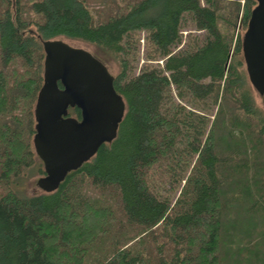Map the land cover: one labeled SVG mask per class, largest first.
<instances>
[{
    "label": "trees",
    "instance_id": "obj_1",
    "mask_svg": "<svg viewBox=\"0 0 264 264\" xmlns=\"http://www.w3.org/2000/svg\"><path fill=\"white\" fill-rule=\"evenodd\" d=\"M87 2L0 4V264H264V174L251 161L264 153V110L239 58L257 0H108L102 14ZM191 28L201 34L185 38ZM142 30L150 62L136 72ZM64 37L118 62L126 112L117 137L57 190L30 195L18 187L46 174L34 147L43 41ZM163 180L183 184L175 202ZM88 188L112 194L119 214L92 207ZM239 201L242 225L229 237Z\"/></svg>",
    "mask_w": 264,
    "mask_h": 264
},
{
    "label": "water",
    "instance_id": "obj_2",
    "mask_svg": "<svg viewBox=\"0 0 264 264\" xmlns=\"http://www.w3.org/2000/svg\"><path fill=\"white\" fill-rule=\"evenodd\" d=\"M257 2L243 52L250 82L264 96V0ZM43 45L44 83L35 107L34 147L46 172L37 185L49 193L117 137L126 102L115 88L114 75L94 53L59 38ZM75 107L80 118L70 115Z\"/></svg>",
    "mask_w": 264,
    "mask_h": 264
},
{
    "label": "rangeland",
    "instance_id": "obj_3",
    "mask_svg": "<svg viewBox=\"0 0 264 264\" xmlns=\"http://www.w3.org/2000/svg\"><path fill=\"white\" fill-rule=\"evenodd\" d=\"M2 1L4 2H8L9 3V0H0V4L2 3ZM12 4H17V0H10ZM21 3L23 2H27L29 0H20ZM108 0H88V4L89 6L94 9L97 13H104L107 11V3ZM204 1V0H203ZM121 2V1H120ZM115 8V7H114ZM245 31L246 30H242V35L245 34ZM192 32V33H195V34H198L200 35L201 32L198 31V30H192L191 29H184L183 30V34H184V37L187 38V36L189 35V33ZM137 39L139 40V42L137 43V51H136V58L134 60H132L133 62V65H134V71H139L144 65L148 64L150 62V60L147 59V54L149 53L147 51V40H146V32L144 30L140 31L137 33ZM61 39H64L65 41L69 42L70 44L74 45V46H77V47H83L85 49H88L89 51H91L92 53L94 54H97V50L96 48L89 44V43H86L84 41H80V40H73V39H69V38H61ZM239 58H241L243 60V69L246 70V62H245V58H244V55H240ZM106 60V59H105ZM106 65L108 66L109 70L111 71V73L116 76L119 72H120V65L118 64V62L114 61V60H106ZM153 63H162V60H156V61H153ZM253 88V92H254V95H255V98H256V101L258 103V105L260 107H262V109L264 110V96L260 95V93L252 86ZM217 112V107L215 108V111H214V115L212 117V120H211V123H210V126H209V129L211 128L212 126V121H213V118L215 116ZM227 125H223L221 124V127L220 128H216L214 132L217 133L218 136H220L219 138V141L221 143H219L220 145H222L224 148H226L228 145H229V139L226 137V133H227ZM209 133V130L207 131ZM222 139V140H221ZM259 147H257L253 152H252V163H255V169H256V172L258 173H262L264 174V153H262V151H259ZM162 171H164V167H156V171L154 173V177L155 179H159L160 177H164V174L165 173H162ZM243 175V179L240 177L238 178V181L240 183V185H244L245 181H244V173H242ZM41 175L40 174H33L31 177H27L23 182V184L21 186H19L18 188L25 191V193L27 194H30V195H33V194H40L43 192V190L37 185V180L38 178L40 177ZM165 179V178H163ZM163 182V187H165V191L167 193H171L174 197H173V202L176 201V199L178 198V196L180 195L181 193V188H182V185L180 188H175V189H171V185L170 184H167L165 182V180L162 181ZM6 191V186L4 184V181H0V194H3L4 192ZM164 191V192H165ZM87 192H88V195H89V199L91 202V205L92 207H94L95 204H101L102 203H105V205L107 206H104L106 208V211L109 212L110 211V214H113L111 218L114 219V215L116 213H118L117 211V205H116V200H113V195L110 194V193H100L99 191H96V190H91V189H87ZM239 194V190L238 188L234 189V192L230 193L229 194H226V197L230 198L234 195H237ZM109 201L110 204H109ZM102 202V203H101ZM237 205L233 206L232 208V212H228V218L233 214L235 217H236V222L237 224H227V227L225 228V232L228 233L229 237L233 236L234 233L237 234L238 231V228L236 227L237 225H242V219H243V215H241L240 211L243 210L244 207H242L240 205V201L236 203ZM113 208V209H111ZM119 214V213H118ZM121 217H122V214H121ZM111 218L109 220V224H108V228H107V231L110 227H112L111 225ZM113 223V222H112ZM240 225V226H241ZM115 227V226H114ZM124 233H123V230L121 232V234L119 236H122ZM131 234H128L125 235V236H129ZM99 239V237H97ZM119 239H122L123 238H119ZM94 246V242L92 243H88L86 245L87 248H91ZM96 247V246H95ZM97 251L98 250H103V248L101 249H96ZM261 252H264V248L262 249ZM264 256V255H263Z\"/></svg>",
    "mask_w": 264,
    "mask_h": 264
}]
</instances>
